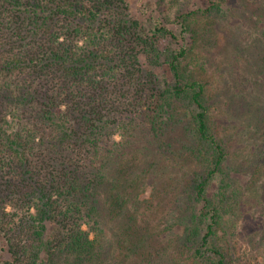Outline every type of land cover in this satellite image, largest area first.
Here are the masks:
<instances>
[{
    "label": "trees",
    "instance_id": "obj_1",
    "mask_svg": "<svg viewBox=\"0 0 264 264\" xmlns=\"http://www.w3.org/2000/svg\"><path fill=\"white\" fill-rule=\"evenodd\" d=\"M206 1L178 8L176 32L129 0H0V264H140L159 240L191 264H236L235 220L256 223L264 264L260 192L228 177L208 82L186 62L217 41L205 22L254 2L264 34V0Z\"/></svg>",
    "mask_w": 264,
    "mask_h": 264
},
{
    "label": "rangeland",
    "instance_id": "obj_2",
    "mask_svg": "<svg viewBox=\"0 0 264 264\" xmlns=\"http://www.w3.org/2000/svg\"><path fill=\"white\" fill-rule=\"evenodd\" d=\"M129 2L132 14L139 17L147 26L152 27L160 21L170 25L176 32L181 31V26L174 20L178 8L192 10L208 5L206 0H129ZM260 12L259 5L254 2L250 6L236 10L232 17H224L220 24L205 22L203 25L212 24L211 27L214 29H208V32L212 33L217 41L211 43L210 40H200L186 61L190 70L208 82L210 101L215 108L213 112L222 125L223 137L229 149L228 177H236L235 183L240 181L237 187L241 192L245 190L253 194L260 192L262 205L257 207V213L264 210V157L261 158L259 155L264 149V77L261 79L258 67L259 62L264 60V34L263 23L259 21ZM186 37L189 42L190 35ZM117 138H120V135ZM167 161L168 159H165L164 162ZM256 168L262 169L263 174L257 173L259 175L256 174L255 181L252 182L254 178H250V172H254ZM221 180V176L216 178L213 190L217 191ZM235 185H232V190ZM255 225L256 223L244 220L230 222L228 232L225 234L227 242L230 240L235 246L236 264L262 262V257L257 256L260 244L258 242V245L255 237L250 235L256 229ZM158 229L163 235L164 231L169 232L166 225ZM107 237L110 235L107 234ZM164 242L157 241L161 244L159 246L162 250H165L159 258L140 259L139 263L172 264V261L177 260L178 264H191L179 256V247L171 246L170 249H166L163 248ZM116 256L122 257L121 252L118 251Z\"/></svg>",
    "mask_w": 264,
    "mask_h": 264
}]
</instances>
